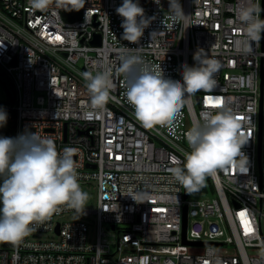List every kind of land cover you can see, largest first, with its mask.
I'll list each match as a JSON object with an SVG mask.
<instances>
[{
    "label": "built area",
    "instance_id": "obj_1",
    "mask_svg": "<svg viewBox=\"0 0 264 264\" xmlns=\"http://www.w3.org/2000/svg\"><path fill=\"white\" fill-rule=\"evenodd\" d=\"M139 2L153 19L133 44L115 11L122 0H86L79 10L53 0L47 11L0 0V72L15 90V102L0 107L14 113V137L35 132L61 153L76 149L79 183L97 189L94 208L61 205L19 242H0V264H264V33L252 52L237 50L239 0H179L182 15L168 0ZM198 48L220 61L216 86L186 97L170 122L143 126L125 95L122 58L182 79L179 62L196 63ZM105 68L112 87L99 110L82 73ZM225 106L249 137L247 164L207 176L212 188L185 198L171 172L190 151L185 132L205 110Z\"/></svg>",
    "mask_w": 264,
    "mask_h": 264
},
{
    "label": "clouds",
    "instance_id": "obj_2",
    "mask_svg": "<svg viewBox=\"0 0 264 264\" xmlns=\"http://www.w3.org/2000/svg\"><path fill=\"white\" fill-rule=\"evenodd\" d=\"M168 2L175 5L174 11L183 14L179 0ZM52 3L53 0H30L31 8L40 11H47ZM85 3L86 0H56L57 8L63 10H79ZM155 3L159 5L160 0ZM115 11L122 18V38L133 44L139 42L153 17L146 16L139 0H122ZM262 11L258 0H239L236 15L243 25L244 38L236 42L238 51L250 53L253 42L261 40ZM193 60V65L179 62L181 79L162 73L158 65L150 66L139 56L122 58L119 70L128 81L125 95L143 126L170 122L186 97L216 86L214 74L220 61L209 57L203 48L193 53ZM82 75L91 105L104 110L112 87L110 70L105 68L95 74L85 71ZM7 119L8 113L0 107V127ZM241 127L229 107L205 110L185 132L190 151L184 153L183 161L177 159L171 169L174 178L193 192L204 185L209 175L233 165L245 167L248 158L241 149L249 137L242 134ZM75 151L68 147L61 153L51 139H43L35 132L0 136V242H19L34 231V224L58 212L61 205L84 212L89 194L79 184ZM141 199L142 196L137 197Z\"/></svg>",
    "mask_w": 264,
    "mask_h": 264
},
{
    "label": "rangeland",
    "instance_id": "obj_3",
    "mask_svg": "<svg viewBox=\"0 0 264 264\" xmlns=\"http://www.w3.org/2000/svg\"><path fill=\"white\" fill-rule=\"evenodd\" d=\"M7 96L0 84V105H5L7 103ZM8 119L7 123L0 127V136L5 137H14V113L8 112ZM3 177L0 176V181H2ZM81 188L86 191L88 195V200L86 201V207L85 208H94L97 203V189H96V183L95 182H87V183H79ZM92 232V229L90 230Z\"/></svg>",
    "mask_w": 264,
    "mask_h": 264
},
{
    "label": "water",
    "instance_id": "obj_4",
    "mask_svg": "<svg viewBox=\"0 0 264 264\" xmlns=\"http://www.w3.org/2000/svg\"><path fill=\"white\" fill-rule=\"evenodd\" d=\"M99 41H100L99 38H97L92 43L96 45V44H99ZM0 84L7 96L8 103L13 104L15 102V90H14V85H13L12 80L8 76L0 72ZM187 191L188 190L184 188L185 198L187 196Z\"/></svg>",
    "mask_w": 264,
    "mask_h": 264
},
{
    "label": "snow or ice",
    "instance_id": "obj_5",
    "mask_svg": "<svg viewBox=\"0 0 264 264\" xmlns=\"http://www.w3.org/2000/svg\"><path fill=\"white\" fill-rule=\"evenodd\" d=\"M61 37L57 36L56 39H60ZM209 102L210 103H214L216 106H219L221 104L220 101H213V99L210 97L209 98ZM241 218H242V222L244 224V228H245V231L246 232H250L251 231V228H250V225H249V222L246 220V219H243L244 216H245V213L241 212Z\"/></svg>",
    "mask_w": 264,
    "mask_h": 264
},
{
    "label": "trees",
    "instance_id": "obj_6",
    "mask_svg": "<svg viewBox=\"0 0 264 264\" xmlns=\"http://www.w3.org/2000/svg\"><path fill=\"white\" fill-rule=\"evenodd\" d=\"M207 188H208V189H211L212 186H211L209 180L205 179V183H204V185L201 186V187L199 188V190H197V191L202 192V191H205Z\"/></svg>",
    "mask_w": 264,
    "mask_h": 264
}]
</instances>
